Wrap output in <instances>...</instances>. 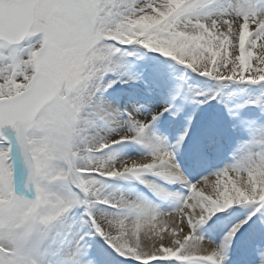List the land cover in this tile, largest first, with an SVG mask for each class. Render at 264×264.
I'll return each mask as SVG.
<instances>
[{
  "label": "snow or ice",
  "instance_id": "snow-or-ice-1",
  "mask_svg": "<svg viewBox=\"0 0 264 264\" xmlns=\"http://www.w3.org/2000/svg\"><path fill=\"white\" fill-rule=\"evenodd\" d=\"M0 264H264V0H0Z\"/></svg>",
  "mask_w": 264,
  "mask_h": 264
},
{
  "label": "bare ground",
  "instance_id": "bare-ground-1",
  "mask_svg": "<svg viewBox=\"0 0 264 264\" xmlns=\"http://www.w3.org/2000/svg\"><path fill=\"white\" fill-rule=\"evenodd\" d=\"M161 102L163 103L162 100H161ZM162 120H163V118H162ZM160 127H161V130H166L167 127H168V124L163 122V123L160 125ZM232 259L235 261L237 258H236L235 256H233Z\"/></svg>",
  "mask_w": 264,
  "mask_h": 264
},
{
  "label": "rangeland",
  "instance_id": "rangeland-1",
  "mask_svg": "<svg viewBox=\"0 0 264 264\" xmlns=\"http://www.w3.org/2000/svg\"><path fill=\"white\" fill-rule=\"evenodd\" d=\"M162 103V102H161ZM213 104H215V102L213 101L212 102ZM167 115V114H166ZM163 120H164V118H163ZM164 123H167L168 124V122L166 121V120H164Z\"/></svg>",
  "mask_w": 264,
  "mask_h": 264
}]
</instances>
